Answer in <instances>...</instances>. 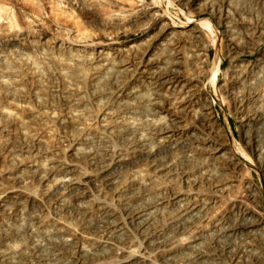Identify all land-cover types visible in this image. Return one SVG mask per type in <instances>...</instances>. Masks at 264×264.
<instances>
[{"label":"rangeland","instance_id":"374dc122","mask_svg":"<svg viewBox=\"0 0 264 264\" xmlns=\"http://www.w3.org/2000/svg\"><path fill=\"white\" fill-rule=\"evenodd\" d=\"M163 69L182 72L184 84H154ZM186 81L200 103L177 111L185 94L175 89ZM257 91L264 95V0H0V253L14 252L0 264H123L158 242L173 244L154 264H192L199 252L197 264L263 260ZM192 205L195 216L172 223ZM196 217L199 226L224 223L193 239L185 227ZM55 222L83 235L79 245L66 246ZM246 223L249 233L227 230Z\"/></svg>","mask_w":264,"mask_h":264},{"label":"bare ground","instance_id":"6f19581e","mask_svg":"<svg viewBox=\"0 0 264 264\" xmlns=\"http://www.w3.org/2000/svg\"><path fill=\"white\" fill-rule=\"evenodd\" d=\"M122 22V21H121ZM9 24V23H8ZM12 24V23H11ZM208 25H210V24H208L207 22H204L203 23V25L202 26H204V28L206 29L207 27H209ZM8 26V25H7ZM12 28V27H11ZM198 32L197 31H193V32H191V33H189L190 35L189 36H191V38L192 37H194V38H198L199 39V37L201 38V36H197L196 34H197ZM182 38V37H181ZM203 38V37H202ZM180 40V39H179ZM180 43V42H179ZM227 44L228 45H226L227 46V49L228 50H234V46H233V40L231 41V40H228L227 41ZM159 53V52H158ZM180 54V53H179ZM157 55V54H156ZM176 55V54H175ZM178 57V56H177ZM104 59V58H103ZM102 59V60H103ZM106 59V58H105ZM112 59V58H111ZM178 62H176V64L179 66L178 67V70H179V68L181 69H186V62H185V60H183V58H180V60L178 59L177 60ZM158 63H161V60L160 61H158ZM174 63V62H173ZM150 64V63H149ZM154 64H156V63H153V66H150L149 67V70L150 69H152V68H156V66L154 65ZM37 66V65H36ZM155 66V67H154ZM167 67V66H166ZM165 67V68H166ZM177 67V66H176ZM168 68V67H167ZM127 70V69H126ZM163 70H166V71H163L162 73H158L157 74V76H155L154 78H155V80H154V84H156L157 86H160L161 88H163V89H166L167 91L169 90V91H171L172 89H174L175 88V83H176V86H179L181 83L182 84H184L183 82H185V80H179L178 78H181L180 76H181V73H179L178 72V74H180V75H178V77H176L175 75V77H172V69H170V70H168V69H163ZM175 70V69H174ZM177 70V69H176ZM123 71V70H122ZM121 72V71H120ZM149 72V71H148ZM151 72H152V70H151ZM175 72V71H174ZM242 72V71H241ZM176 73V72H175ZM151 74V73H150ZM241 74V73H240ZM70 76V75H69ZM73 76V75H72ZM183 76H184V74H183ZM151 77H153V76H151ZM239 78V77H238ZM175 79V80H174ZM181 79H183V78H181ZM174 81V82H173ZM244 82V81H243ZM252 82V81H251ZM258 82H256V84H257ZM252 85V84H251ZM258 85V84H257ZM181 86V85H180ZM196 86V85H195ZM195 86L193 85V83L192 82H190V81H186V83H185V88L182 86V88H180L179 90H176L175 89V91L177 92V91H180L179 93L180 94H182V95H184L185 94V96L182 98V100L179 102V103H177L178 105L177 106H173L172 108L173 109H176L177 111L178 110H187L188 109V107L190 108L191 106H193L194 107V105L195 104H197V103H200L199 101H200V96H202V94L200 95L199 94V90H197V88H195ZM236 86V85H235ZM176 88H178V87H176ZM199 89V88H198ZM263 89V88H262ZM102 90V89H101ZM184 91V92H183ZM260 91H257V94H254V93H252V94H254V95H252V96H250V100H252L251 102L253 103V102H256V101H262V102H259V104L260 103H262L263 104V102H264V95H261L260 93H259ZM13 93V92H12ZM121 92H119V94H120ZM129 93V92H128ZM178 93V92H177ZM126 94H127V92H126ZM118 95V94H117ZM122 95V94H121ZM128 95V94H127ZM129 95H130V93H129ZM116 96V95H115ZM121 97V96H120ZM124 97V96H123ZM120 99V98H119ZM123 101H124V99H123ZM122 101V102H123ZM207 101H205L204 103H206ZM117 103L119 104V101H117ZM116 103V104H117ZM261 104V105H262ZM199 105V104H198ZM205 105V104H204ZM261 105H260V108H261ZM192 107V108H193ZM259 107V106H258ZM171 109V108H170ZM172 109V110H173ZM194 109V108H193ZM202 109V108H201ZM259 109V108H258ZM181 110V111H182ZM203 110H205L206 112H204L205 114H203V115H205V117H206V119H208V124L210 125V124H214L215 125V120H214V116H213V113L211 112V107H210V105H205L204 107H203ZM2 111H3V109H2ZM4 112H5V110H4ZM8 112L10 113L11 111H9L8 110ZM13 112V111H12ZM11 112V113H12ZM180 112V111H179ZM185 112H188V113H190V116H191V111L189 112V111H185ZM193 112V111H192ZM6 113V112H5ZM8 113V114H9ZM1 114H2V112H1ZM192 114H194V113H192ZM256 114V113H255ZM181 115V114H180ZM185 115V114H184ZM195 115V114H194ZM203 115H201L202 117H204ZM13 116H14V114H13ZM193 116V115H192ZM253 116H254V114H253ZM259 116V115H258ZM17 117V116H16ZM199 117H200V115H199ZM204 117V118H205ZM257 117V115L256 116H254V117H252L255 121H257L256 118ZM261 117H263V116H261ZM14 118V117H13ZM186 118V117H185ZM192 118H194V117H192ZM164 119V118H163ZM163 119H162V121H163ZM194 119H196V117L194 118ZM201 119V118H200ZM161 120V119H160ZM180 120V119H179ZM197 120V119H196ZM210 120H212V122L213 123H211L210 122ZM115 121H117V120H115ZM161 121V122H162ZM129 122V121H128ZM179 122V121H178ZM201 122H202V120H201ZM164 123H166V122H164ZM180 123V122H179ZM163 124V123H162ZM161 124V125H162ZM168 124V123H167ZM203 124V123H202ZM158 125V124H157ZM166 125V124H165ZM20 126V125H19ZM18 126V127H19ZM106 126H108V125H106ZM133 126V125H132ZM173 126V125H172ZM177 127H178V125H176ZM175 126V127H176ZM203 126H205V125H203ZM202 126V127H203ZM212 126V125H211ZM21 127V126H20ZM25 127V126H24ZM167 127H170V126H167ZM167 127H165L164 129H163V127L162 128H160V134L161 135H166L167 133H169L168 131H167ZM206 128V127H205ZM131 129H132V127H131ZM175 129V128H174ZM184 129V128H183ZM118 130H120V129H118ZM117 130V131H118ZM175 130H177V129H175ZM211 130V129H210ZM100 131V130H99ZM133 131V130H132ZM156 133H159V130H158V132H156ZM119 134V133H118ZM171 134V133H170ZM176 134V133H175ZM181 135V134H180ZM180 135H178V136H180ZM186 135V134H185ZM141 136V135H140ZM158 136V135H157ZM142 137V136H141ZM165 137V136H164ZM171 137H172V135H170V136H166L165 138H163L164 140H163V142H166V143H171L172 142V139H171ZM112 138V137H111ZM129 138V137H128ZM148 138V137H147ZM160 138V137H159ZM162 138V137H161ZM121 139H123V138H121ZM94 140V139H93ZM126 140H127V138H126ZM141 139L139 138V141H140ZM143 140V139H142ZM166 140V141H165ZM155 141H156V139H155ZM126 142V141H125ZM153 142V141H152ZM162 142V143H163ZM80 143V142H79ZM100 143V142H99ZM136 143V142H135ZM143 144V143H142ZM146 145V144H145ZM141 146V145H140ZM172 146V145H171ZM78 148V147H77ZM80 148V147H79ZM150 148H152L151 146H150ZM216 148V147H215ZM81 149H84V147L82 148L81 147ZM136 148L134 147V149H132V150H135ZM140 149V148H139ZM139 149H137V151L139 150ZM143 148H141V150H142ZM154 149V148H153ZM170 149V148H169ZM210 149V148H209ZM218 149V148H217ZM216 149V150H217ZM46 150V149H45ZM145 150V149H144ZM151 150V149H150ZM162 150V149H161ZM208 150V149H207ZM215 150V151H216ZM39 151V150H38ZM77 151H79V150H77ZM96 151V150H95ZM146 151H147V149H146ZM153 151V150H152ZM43 152V151H42ZM93 152V151H92ZM100 152V151H99ZM157 152H158V150H157ZM162 152V151H161ZM210 152V151H209ZM212 152H213V150H212ZM221 152V151H220ZM4 153H5V151H4ZM139 153V152H138ZM211 153V152H210ZM148 154V153H147ZM219 154H222V153H219ZM224 154V153H223ZM141 155V154H140ZM176 155V154H175ZM216 155H218V154H216ZM215 155V156H216ZM71 157H72V155H70ZM74 156V155H73ZM121 156H123V155H121ZM214 156V157H215ZM222 156V155H221ZM75 157V156H74ZM150 157V156H149ZM140 158V157H139ZM152 158V157H151ZM150 158V159H151ZM127 159V158H126ZM147 159V158H146ZM219 159V158H218ZM229 159V158H228ZM120 160H122V159H120ZM176 160V159H175ZM117 161V160H116ZM145 161V160H144ZM192 161H194V160H192ZM230 161V160H229ZM232 161H234L235 162V160L234 159H232ZM120 162V161H119ZM193 163V162H192ZM230 163H232L231 161H230ZM228 164V163H227ZM1 165V164H0ZM31 165V164H30ZM235 165V164H234ZM233 166V165H232ZM236 166V165H235ZM102 167V166H101ZM231 167V166H230ZM0 168H2V167H0ZM53 168V167H52ZM43 169V168H42ZM102 169H104V167L102 168ZM121 169V168H120ZM162 169V168H161ZM171 169V168H170ZM191 169V168H190ZM237 169V168H236ZM66 173V172H65ZM95 173V172H94ZM143 175V174H142ZM16 176H17V174H16ZM65 176V175H64ZM107 176V175H106ZM53 177V176H52ZM8 178V177H7ZM63 178V177H62ZM69 178V177H68ZM205 178V177H204ZM59 179V178H58ZM202 179V178H201ZM40 180V179H39ZM65 180V179H64ZM67 180V179H66ZM198 180V179H197ZM69 181V180H68ZM65 182V181H64ZM142 182V181H141ZM114 183V182H113ZM112 183V184H113ZM147 183V182H146ZM111 184V185H112ZM87 185V184H86ZM105 185V184H104ZM110 185V186H111ZM241 185V184H240ZM23 186V185H22ZM71 186V185H70ZM113 186V185H112ZM235 186H236V184H235ZM3 187V186H2ZM50 187V186H49ZM238 187H239V185H238ZM72 188V187H71ZM234 188V187H233ZM239 188H241V187H239ZM238 188V189H239ZM3 189V188H2ZM73 189V188H72ZM70 190V189H69ZM45 191V190H44ZM52 191V190H51ZM76 191V190H75ZM16 193V192H15ZM18 193V192H17ZM13 195V194H12ZM102 195V194H101ZM113 195V194H112ZM187 195V194H186ZM20 196V195H19ZM50 196V195H49ZM148 196V195H147ZM161 196V195H160ZM13 197V196H12ZM25 198V197H24ZM54 199V198H53ZM65 199V198H64ZM148 199V198H147ZM150 199V198H149ZM27 200V199H26ZM46 200V199H45ZM50 200V199H49ZM57 200V199H56ZM114 200H116V199H114ZM10 201H12V200H10ZM63 201V200H62ZM87 201V200H86ZM177 201V200H176ZM217 201V200H216ZM157 202V201H156ZM182 202V201H181ZM197 203H199V202H197ZM196 203V204H197ZM18 204V203H17ZM62 204V203H61ZM83 204H84V202H83ZM156 204V203H155ZM93 205V204H92ZM138 205V204H137ZM180 205V204H179ZM140 206V205H139ZM181 206V205H180ZM183 206V205H182ZM188 206V205H187ZM203 206V205H202ZM49 207V206H48ZM60 207V206H59ZM61 207H62V205H61ZM116 207V206H115ZM128 207V206H127ZM140 207H142V206H140ZM140 207H138V208H140ZM159 207V206H158ZM205 207V206H204ZM204 207H202V208H204ZM8 208H10V207H8ZM34 208V207H33ZM86 208V207H85ZM101 208V207H100ZM181 208V207H180ZM11 209V208H10ZM141 209V208H140ZM179 209V208H178ZM197 210V206H195L194 208H193V205H192V208H191V206H189V207H186V208H184V209H181L180 211L179 210H177V212H176V214H175V216L171 219V220H173V222L172 223H176V225L178 224V222H179V220H180V218H181V220L184 218L185 219V217L187 216V217H193V216H195L194 215V212ZM222 210V209H221ZM74 211V210H73ZM78 211V210H77ZM76 212V211H75ZM81 212V211H80ZM198 212V211H197ZM215 212V211H214ZM213 212V213H214ZM238 212V211H237ZM78 213V212H77ZM82 215H84V217H86V216H88V215H90L91 213H92V211H91V209L90 208H87V209H85V210H82ZM101 213H103V215L105 216V218H104V222H108V220H110L109 219V214L106 212V211H104V210H102L101 211ZM146 213V212H145ZM149 213V212H148ZM205 213V212H204ZM217 213V212H216ZM219 213V212H218ZM59 214V213H58ZM94 214V213H93ZM202 214V213H201ZM215 214V213H214ZM243 214V213H242ZM35 215V214H34ZM81 215V214H80ZM111 215V214H110ZM152 215V214H151ZM218 215V214H217ZM136 215H134V217H135ZM149 216V215H148ZM147 215H146V217H148ZM33 217V216H32ZM138 217V216H137ZM145 217V216H144ZM149 217H151V216H149ZM199 217V216H198ZM200 217H201V215H200ZM209 217V216H208ZM213 217V216H212ZM215 217V216H214ZM206 218H207V216H206ZM220 218V217H219ZM223 218V217H222ZM222 218H220V219H216V220H214V218H212L211 220H209V222H208V224H206V226H199L198 225V223H201V221L199 222V219H197V217L196 218H194L193 220H191L187 225H186V227H185V232L186 233H188L189 235H190V237H192L193 239H197L198 238V236L200 235V233L203 231V230H206L208 227H213V228H218V227H220V225H221V223H224V222H221L222 221ZM244 218V217H243ZM250 218V217H249ZM22 219V218H21ZM39 219V218H38ZM150 219V218H149ZM195 219H197V220H195ZM244 219H246V218H244ZM243 219V220H244ZM6 220V219H5ZM73 220V219H72ZM92 220V219H91ZM139 220V219H138ZM141 220V219H140ZM139 220V221H140ZM143 220V219H142ZM141 220V221H142ZM146 220V222H149L147 219H144L143 221H145ZM186 220V219H185ZM187 220H189V219H187ZM257 220V219H256ZM4 221V220H3ZM81 221V220H80ZM140 221V222H141ZM246 221V220H245ZM244 221V222H245ZM60 222V221H59ZM59 222H55V226L56 227H58V232H59V234L61 235V237H69L70 239L68 240L67 238V241H66V246H69V247H75V245L77 244V245H79V243H80V241H82L81 240V237L83 236H79L78 235V233L75 231V230H73L72 228H70L68 225H65V224H63V223H59ZM137 222V221H136ZM135 222V223H136ZM145 222V223H146ZM204 222V221H203ZM74 223V222H73ZM149 223H151V222H149ZM148 223V224H149ZM242 223V222H241ZM6 224V223H5ZM39 224V223H38ZM53 224H54V222H53ZM90 224V223H89ZM142 224H144V222L142 223ZM141 224V225H142ZM258 224V223H257ZM30 225V224H29ZM70 225V224H69ZM137 225V224H136ZM140 225V226H141ZM203 225H204V223H203ZM261 225V224H260ZM15 226V225H14ZM22 226V225H21ZM31 226V225H30ZM109 226V225H108ZM147 226V225H146ZM182 226V225H181ZM185 226V225H184ZM258 226V225H257ZM263 226V225H262ZM20 227V226H19ZM23 227H24V225H23ZM141 227H143V226H141ZM137 228V227H136ZM146 228V227H145ZM171 228H173V227H171ZM223 228H225V227H223ZM252 228H254V226H253V224H251V223H246V224H242V225H236V226H234V227H231V228H229V229H227L228 230V232H234V231H237V230H239L240 229V231L242 230V231H245V232H247L248 231V233H249V231H250V229H252ZM256 228V227H255ZM117 229V228H116ZM141 229V228H140ZM143 229V228H142ZM212 229V228H211ZM226 229V228H225ZM257 229V228H256ZM47 230V229H46ZM113 230V229H112ZM115 230V229H114ZM113 230V231H114ZM213 230V229H212ZM5 231V230H4ZM87 231V230H86ZM97 231V230H96ZM108 231V230H107ZM106 231V232H107ZM218 231H220V230H218ZM257 231V230H256ZM112 232V231H111ZM146 232V231H145ZM254 232V231H253ZM252 232V233H253ZM8 233V232H7ZM28 233H30V232H28ZM182 233V232H181ZM21 234V233H20ZM37 234V233H36ZM80 234V233H79ZM143 234H144V232H143ZM150 234V233H149ZM152 234V233H151ZM157 234V233H156ZM209 234V233H208ZM23 235V234H22ZM38 235V234H37ZM116 235V234H115ZM159 236V235H158ZM40 237V236H39ZM38 237V239H40ZM50 237V236H49ZM108 237V236H107ZM114 237V236H113ZM121 237V236H120ZM149 237V236H148ZM169 237H171V236H169ZM185 237V236H184ZM83 238V237H82ZM111 238V237H110ZM61 239V238H60ZM109 239V238H108ZM107 239V240H108ZM119 239V238H118ZM121 239V238H120ZM146 239V238H145ZM161 239V238H160ZM25 240V239H24ZM122 240H123V238H122ZM121 240V241H122ZM156 240V239H155ZM159 240V239H158ZM35 241V240H34ZM37 241V240H36ZM91 241V240H90ZM149 241V240H148ZM152 241V240H151ZM65 242V241H64ZM40 243V242H39ZM41 243H42V241H41ZM55 243V242H54ZM35 244V243H34ZM34 244H33V246H34ZM37 244V243H36ZM45 244V243H44ZM58 244V243H57ZM94 244H96L97 246H101V245H103V246H109V247H112V246H115V245H113L111 242H109V241H105V242H101V241H99V242H94ZM150 244V243H149ZM173 244V242L171 243H169V242H158V243H155V244H150V246H151V248H150V252L149 253H147V254H145V255H142V256H139L138 258H136L134 261H127L126 259V261L123 263V264H154L153 263V256L154 255H157V254H160V255H165V254H168L169 252V250H167V248L168 247H170L171 245ZM19 245V244H18ZM55 245V244H54ZM199 245V244H198ZM56 246V245H55ZM58 246V245H57ZM65 246V245H64ZM95 246V245H94ZM150 246H148V247H150ZM35 247V246H34ZM33 247V248H34ZM51 247V246H50ZM62 247V246H61ZM68 247V248H69ZM102 247V246H101ZM129 247V246H128ZM147 247V248H148ZM195 247V246H194ZM17 248V247H16ZM15 247H14V249H16ZM32 248V249H33ZM36 248V247H35ZM40 248V247H39ZM42 248V247H41ZM45 248V247H44ZM52 248V247H51ZM67 248V249H68ZM77 248V247H76ZM87 248V247H86ZM85 248V249H86ZM196 248V247H195ZM2 249V248H1ZM61 249H63V248H61ZM17 250V249H16ZM25 250V249H24ZM125 250V249H124ZM148 250H149V248H148ZM18 251V250H17ZM23 251V250H22ZM41 251H42V249H41ZM46 251V250H45ZM102 251V250H101ZM37 252V251H36ZM38 252H40V251H38ZM74 251H72V253H73ZM76 252V251H75ZM82 254H84L83 252V250L82 251H80ZM145 252V251H144ZM202 252V251H201ZM41 253V252H40ZM49 253V252H48ZM71 253V252H70ZM101 253V252H100ZM106 253V252H105ZM142 253V252H141ZM13 254H14V252H12V251H7V252H4V253H0V260H3V261H5V260H9V259H11L12 257H13ZM96 254H98V253H96ZM195 254V253H194ZM41 255H43V254H41ZM57 255V254H56ZM68 255H69V253H68ZM72 255V254H71ZM70 255V256H71ZM77 255V254H76ZM106 255V254H105ZM141 255V254H140ZM172 255V254H171ZM174 255V254H173ZM45 256V255H44ZM73 256V255H72ZM85 256H86V254H85ZM97 256V255H96ZM123 256V255H122ZM95 257V256H94ZM104 257V256H103ZM137 257V256H136ZM205 257V255H204V252L203 253H197L196 254V256H194V259L192 260V261H194L192 264H197V263H200V261L203 259ZM81 258V257H80ZM83 258V257H82ZM170 258V257H169ZM173 258V257H172ZM216 258V257H215ZM26 259V258H25ZM155 259V258H154ZM168 259V258H167ZM236 259L237 258H233V257H231L230 258V264H241V262H239V261H236ZM257 259V258H256ZM256 259L255 260H253L252 261V263H250V264H264V259L263 260H257L256 261ZM259 259V258H258ZM260 259H262V258H260ZM189 260H191V259H189ZM238 260V259H237ZM15 261V260H14ZM75 261H76V263H78V262H80L79 261V258H77V259H75ZM75 261L73 262V263H75ZM99 261V260H98ZM161 261V260H160ZM163 261V260H162ZM212 261V260H211ZM251 261V260H250ZM165 262V260L162 262V263H164ZM204 262H206V261H204ZM208 262V261H207ZM217 262V261H216ZM215 263V262H214ZM245 263V262H244ZM56 264V263H55ZM158 264V263H157ZM186 264V263H185ZM188 264V263H187ZM190 264V263H189ZM207 264V263H206ZM229 264V263H228Z\"/></svg>","mask_w":264,"mask_h":264}]
</instances>
